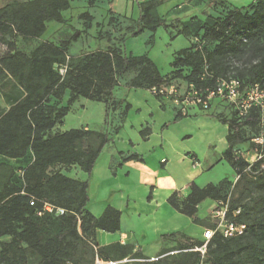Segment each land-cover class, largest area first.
Instances as JSON below:
<instances>
[{"label": "trees", "instance_id": "obj_1", "mask_svg": "<svg viewBox=\"0 0 264 264\" xmlns=\"http://www.w3.org/2000/svg\"><path fill=\"white\" fill-rule=\"evenodd\" d=\"M93 3L89 0L90 5ZM138 6L140 14L130 36L150 30L148 42L153 43L156 30L171 23L157 14L156 0L140 1ZM70 8L71 0H24L0 7V41L7 47L0 56V94L8 105L0 107V155L22 162L19 167L0 164V264H30L31 251L38 257L35 264H94L96 254L123 264L121 260L129 253L139 264H159L176 250L191 252L190 257L170 264H264V170L260 161L250 165L235 149L249 141L246 127L257 130L264 120L260 106H251L242 116L235 108L231 117L214 114L228 125V148L223 159L234 169L237 181L226 177L203 186L193 182L181 201L176 192L168 198L175 209L208 228L214 224L206 225L199 216L201 202L207 198L229 201V216L233 217L232 210L240 209L235 220L247 225L244 233L225 237L215 232L205 253L194 249L205 241L178 243L176 250L163 248L154 261L140 247L135 250L133 244L117 241L98 245L99 230L114 233L121 229L122 211L108 205L100 216L94 215L87 207L89 181L62 170L78 166L90 174L104 147L113 140L112 133L89 128L53 132L80 97L103 102L105 123L109 124L112 112L122 103L114 96L120 83L146 89L171 83L214 88L219 79L235 77L243 87L259 83L264 88V0L243 8L226 6L205 22L194 17L189 22L179 19L181 28L176 31L188 36L191 43L175 52L172 70L166 75L148 54H127L125 35L121 44L111 43L77 61L70 57L71 42L66 39L59 43L43 40L30 52L18 47L14 36L40 38L48 22L64 23V12ZM80 17L93 19L87 11ZM62 65H66L64 75L59 71ZM67 92V104L62 105ZM130 108L126 102L121 120ZM182 116L179 113L176 119ZM146 132H150L149 127L141 131L143 136ZM250 146L254 148L256 143ZM130 159L141 157L132 154L127 157ZM240 188L239 196L233 197ZM151 197L150 193L149 200ZM47 202L53 211L45 208ZM178 237L189 239L183 232L162 235L165 240L176 241Z\"/></svg>", "mask_w": 264, "mask_h": 264}, {"label": "crops", "instance_id": "obj_2", "mask_svg": "<svg viewBox=\"0 0 264 264\" xmlns=\"http://www.w3.org/2000/svg\"><path fill=\"white\" fill-rule=\"evenodd\" d=\"M247 2L248 4H246ZM253 2L255 0H179L172 11L176 15L182 14L185 18L177 16L173 19L179 18L182 22H189L194 17L198 21L205 22L209 21L211 17L217 16L226 6L243 8ZM161 16L166 18L165 15ZM133 17L138 19L139 16L135 17L133 15ZM168 21L167 23H169ZM175 32L179 35L177 31ZM172 36H175V34ZM114 96L122 103L117 110L112 112L110 123L102 129L112 133L113 140L104 147L90 175L94 176L98 172L99 167L103 164V158L106 156L107 159L104 164L106 175L135 176L139 182L136 183L139 185L138 187L141 186L144 190L150 191L152 197L147 202L141 203V206L133 199L131 192L119 188L118 191L122 195L118 200L115 195L107 196L105 199H99L100 197L96 196L95 203H93L90 196L93 183L88 179L90 200L87 207L96 216H100L108 205L122 211L121 229L114 233L99 230L97 233L98 242H100V234L107 237L99 245L119 241L133 244L136 247L135 250L140 247L143 254L150 258L156 257L159 256L163 248L176 242L163 239V234L183 232L189 234V236H198L201 233L199 229L195 228L192 231L188 228L185 230V226H182L181 223L185 222L187 226L189 225V219L183 217L184 214L175 209L168 202V198L176 192L178 200L181 201L189 194L193 182L203 186L200 184L202 183L200 179L207 173L209 167H205L201 160L203 154L200 153L205 147H203L202 142L201 144L194 143L195 137L200 136L202 140L207 139L208 144H213L214 154L208 165H211L210 168L213 167L212 169H214V165L225 160L223 159V153L228 148L227 134L229 128L227 124L219 121L213 112L204 113L205 110L200 108L198 109L201 112L196 110L192 115L182 114L181 118L176 119L177 114L180 113L177 106L169 99L156 97L150 89L135 88L120 83L114 89ZM126 102L131 104V108L128 110L125 119L121 120V112ZM105 112L106 107L104 122ZM117 126L120 128L115 131ZM146 127L150 128V132H146V135L143 136L141 131ZM80 128L91 129L88 123ZM132 154H138L141 159L127 160V157ZM12 161L16 160L12 159ZM208 179L207 182L203 183H209L211 178ZM97 199L99 200L97 201ZM209 200L214 206L215 202L210 198L203 200L200 206ZM212 204L209 206V215L213 207ZM163 208H165V212L170 218H168L164 228L156 229L155 238L153 239H147L144 235L140 240L133 232L135 230L133 228L129 229L130 226L125 225V221L128 223V219H124L126 213H129L133 218L130 221L131 224H134L138 218L149 217L154 220L159 210ZM202 229L205 231L206 227L202 225Z\"/></svg>", "mask_w": 264, "mask_h": 264}, {"label": "rangeland", "instance_id": "obj_3", "mask_svg": "<svg viewBox=\"0 0 264 264\" xmlns=\"http://www.w3.org/2000/svg\"><path fill=\"white\" fill-rule=\"evenodd\" d=\"M24 0H0V7L12 3ZM92 5L89 4V0H71V8L64 12L66 21L64 23H58L56 21H50L47 23V30L40 38H23L21 36H14L13 39L17 42L18 47L25 51L30 52L35 46H37L41 41L48 40L55 43H59L62 40H70L69 55L70 57L77 61L81 59L86 53L92 52L99 48H107L111 43L121 44V37L127 36L128 39L124 44L125 52L130 54L131 52L135 55L148 54L154 62L158 65L163 74H167L171 70V62L173 60V53L176 50L182 49L185 46H188L191 43L190 38L186 37L183 34H176L177 27L179 28V18L177 16L183 17V15H176L172 10L179 0H156L158 3L157 14L165 15L171 26L168 28L164 25L160 26L155 32V38L153 43H149L148 40L151 36L150 30H145L142 34L138 36H130V30L136 27V18L133 15L139 16V6L138 2L141 0H93ZM144 1V0H142ZM248 1V0H247ZM245 4V3H244ZM248 4V2L246 3ZM135 11L133 12V10ZM89 12L93 19L87 21L84 18H81L80 15L84 12ZM191 16V15H190ZM111 17L113 20L110 21ZM185 18V17H183ZM189 18V17H187ZM171 19V20H170ZM90 25V26H88ZM172 31L173 33H170ZM175 34V36H172ZM7 51L6 45L0 41V56H2ZM69 97V92L64 96L61 101L62 105L67 104ZM0 107L8 108L5 99L0 94ZM104 110L105 106L103 102L94 101L80 97L73 105L71 112L67 115L64 120V123L57 126L53 132L69 130L71 128H80L84 127V124L88 123L91 129L102 130L105 128V125H108L104 122ZM200 111L197 107L191 108L188 115L194 114V111ZM201 112V111H200ZM213 112L214 114H222L226 117H231L234 113V107L229 106L226 103L215 99L212 103L211 110L204 111V113ZM208 131V129H206ZM205 131V132H206ZM247 136L249 141L241 146H237L236 153L242 157L252 158V154H249L252 150L251 143H254L253 139L257 136L264 137V120L261 122L257 130L246 127ZM203 144L204 150L202 151V161L205 164V167L209 166L208 162L213 157L214 147L212 143H207V139H201L200 136H196L194 143ZM107 155V154H106ZM205 158V159H204ZM207 158V160H206ZM107 157L103 158V164L99 167L98 172L91 176L89 173L83 171L80 167L74 166L70 168H63V172L71 177L80 178L82 180H90L93 183V187L90 191L91 201L95 203L96 196H99V199H105L107 196L115 195L117 200L121 197L119 188L124 189L126 192L129 191L133 194V199L136 200L138 205L145 203L149 200L150 191L144 190L143 187H138L139 183L135 176L128 177L120 174L119 176H108L105 173L104 164L106 163ZM205 160V161H204ZM0 164H7L12 167H19L22 165L20 161H11L0 156ZM214 169L208 168L207 173L200 179L202 185L207 184L208 178H211L209 182H218L224 178H229L233 182L237 181V176L234 172L232 166L226 161L223 160L216 165ZM212 169V170H211ZM96 184V185H95ZM242 188L239 189V192L235 193L233 197H238ZM248 196L245 200H248ZM97 199V201L99 200ZM212 202L202 204L199 207V216L205 220L206 225L212 223V219L209 215V206ZM142 206V205H141ZM213 206V204H212ZM145 216V215H144ZM183 217L189 219L188 224L185 225V222H182V226L188 228V230L199 229L201 231L198 236H189L188 240L183 237H178L175 243L169 245L165 248L167 249H177L180 247L178 243L181 244H190L197 243V241H206L204 236V231L202 225L196 224L193 220L186 215ZM169 215L165 212V208L159 210L156 218L151 220L148 218L136 219V222L131 224V216L129 213L125 214L124 219L125 225L127 227L133 228L135 234L140 240L142 236H146L147 239L155 238V231L157 228H164V225L167 224ZM126 227V228H127ZM206 227V226H205ZM208 228V227H206ZM104 234H100V242L107 237ZM4 240H8V237H4ZM97 241V244L99 243ZM180 244V245H181ZM83 247L84 250L89 251L86 246ZM201 248V247H198ZM197 250V248H194ZM206 251V250H205ZM135 253V250L133 251ZM179 253V251H174L165 257L159 264H170L173 261L176 263L178 261H184L189 259V254ZM91 256V253L88 255ZM31 262L30 264H35L38 260L35 252H30ZM123 264H139L140 261L137 258L129 253L127 257L121 260Z\"/></svg>", "mask_w": 264, "mask_h": 264}, {"label": "built area", "instance_id": "obj_4", "mask_svg": "<svg viewBox=\"0 0 264 264\" xmlns=\"http://www.w3.org/2000/svg\"><path fill=\"white\" fill-rule=\"evenodd\" d=\"M59 71L64 75L66 65L60 66ZM150 90L156 97L171 100L183 115H188L189 110L195 107L207 111L215 99L231 104L241 116L245 115L253 105L260 106L264 109V88L259 83L243 87L241 81L235 77L219 79L214 88L197 87L194 83L182 86L171 83L169 85H163L162 87L154 86ZM253 141L256 143V146L249 153L253 156L251 159L246 158V160L250 165L260 161V168L264 170V137L257 136ZM214 202L215 204L210 211V217L214 227L205 229L204 236L206 241L201 248H197L202 253H205L206 244L215 232L219 231L225 237H232L243 234L247 227L245 223L235 220V217L240 213V209L232 210L233 217H231L229 216V201ZM45 208L48 211L54 210V207L49 202L46 203ZM57 211L63 212L62 209H58ZM39 214H42V212H39ZM150 259L153 261L158 260L159 256L151 257ZM117 262L115 260H105L98 254L94 258V264H116Z\"/></svg>", "mask_w": 264, "mask_h": 264}]
</instances>
